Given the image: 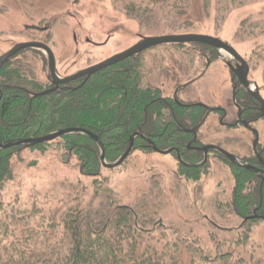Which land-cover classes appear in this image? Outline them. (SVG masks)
<instances>
[{
  "label": "rangeland",
  "instance_id": "obj_1",
  "mask_svg": "<svg viewBox=\"0 0 264 264\" xmlns=\"http://www.w3.org/2000/svg\"><path fill=\"white\" fill-rule=\"evenodd\" d=\"M180 34L218 38L251 58L252 78L264 98V0H0V55L13 42H46L62 78L127 50L140 36ZM198 48L166 45L145 51L141 62L145 84L172 96L178 85L199 71L193 72L191 52ZM21 61L26 75L45 80L40 53H24L16 58ZM203 89L193 85L179 96L205 101ZM258 128L264 137V123ZM215 138L205 136L203 141L212 144ZM25 158L33 166L15 170L14 181L3 192L6 203L18 198L27 209L37 202L48 210L46 202L56 206L69 193L79 195L83 190L85 200L92 197V178L80 174L75 160L66 162L59 149L27 151ZM101 174L118 193L121 205L147 211L146 221L156 229L141 239L158 251L166 243L173 246L168 257L178 264H211L209 260L224 254L228 264H264V222L251 226L233 212V174L219 161L210 159L193 180L181 175L172 154L134 150L121 166ZM150 181L157 185L150 186ZM169 230L181 236L172 237ZM36 242L37 249L46 244Z\"/></svg>",
  "mask_w": 264,
  "mask_h": 264
},
{
  "label": "trees",
  "instance_id": "obj_2",
  "mask_svg": "<svg viewBox=\"0 0 264 264\" xmlns=\"http://www.w3.org/2000/svg\"><path fill=\"white\" fill-rule=\"evenodd\" d=\"M188 46L209 48L199 44ZM141 69L135 62H122L88 79L69 83L60 91L34 98L21 88L34 93L45 89L16 68L7 81L16 87L7 90L0 99V144L80 128L99 138L107 163L115 162L125 152L129 137L139 127L142 135L159 150L172 147L171 142L183 144L170 108L179 114V119H184L185 111L169 98L161 100L159 91L145 84ZM51 147L59 149L66 162L75 160L81 175L92 178V197L85 200L83 190L79 195L69 193L68 199L57 202L56 206L46 202L48 210L37 202L27 209L19 204L18 198L9 203L3 201V192L14 181L15 170L23 165L33 166L25 153ZM133 147L135 151L153 153L138 138ZM179 168L181 175L193 180H198L203 171L181 165ZM103 170L96 144L78 134L31 148L0 150V264H178L168 257L173 246L166 243L158 251L156 246L141 239L156 229L146 221L147 211L121 205L118 193L102 177ZM235 177L233 212L245 218L250 216V210L253 217L255 210L258 218L245 223L255 226L264 222V179L261 181L251 174L249 186L244 174L237 173ZM153 185L157 183L150 181V186ZM148 227L151 230L147 231ZM169 234L181 236L175 230H169ZM162 235L165 237V233ZM37 239L46 244L37 249L34 245ZM226 258L228 255H219L208 263L228 264L223 262Z\"/></svg>",
  "mask_w": 264,
  "mask_h": 264
},
{
  "label": "flooded vegetation",
  "instance_id": "obj_3",
  "mask_svg": "<svg viewBox=\"0 0 264 264\" xmlns=\"http://www.w3.org/2000/svg\"><path fill=\"white\" fill-rule=\"evenodd\" d=\"M141 38V36L138 37V41H140ZM21 43L16 44V42H13V46L7 52L0 55V58L11 51L16 45ZM39 43H42L50 48V44H47L46 42ZM191 50V52L194 53V59H192V61L196 64V67H193V72H195L196 68H198L199 71H197L195 75L192 74V77L186 83L178 85L172 93V96H164L161 88L152 87L148 84V86L152 89H157L159 91L161 100L169 98L175 106L185 111L183 112L184 119H179V114L172 110L173 108H170L171 118L174 120L177 132L182 134L180 139L183 141V144L171 142L173 146L168 149H172L174 151L170 154H172L175 158L176 164L183 167L185 166L182 163L197 165L203 163L206 159L199 168L193 169H204L208 167L210 159H215L230 170L231 174H233L234 183L236 182L235 175L237 173L244 174L248 177L249 186H251V174H253L257 179L263 181L264 141L262 138L264 137L258 128V124L264 123V116L261 115L259 102L251 96V90H254V84L257 86L260 97L263 100L264 98L261 95L262 89L252 78L254 70H252L251 67V58H245L234 49L239 58L246 64L245 65L239 59L232 57L223 51H218L212 48H198ZM30 52L37 51L28 49L20 50L0 67V99L3 94L7 92V90L16 87L14 84L7 82L9 80V74H13L16 68L22 69L21 74L25 78L34 80L37 82L39 87L45 89L41 92L54 88L51 75H49L47 71L46 58L41 53L40 55L43 56L46 65V69L44 71V81H39L36 78H31V76L26 75L23 71L26 69V65H23L22 61L19 63L16 62L17 57ZM144 52L145 51L141 52L135 58L130 57L122 62H135L142 67L141 62ZM57 68V61L55 58V73L58 77L62 78ZM193 85H202L204 87L203 93H205V96L202 97L205 98V101L184 100L179 96L182 91L188 90V88H191ZM213 85H216L214 90L210 89ZM67 86L68 85H59L60 89L58 91L66 88ZM221 86L224 88L221 89ZM21 90L28 93L31 97L35 94L41 93H34L24 88H21ZM177 120H179V122H177ZM214 125L217 127L216 131L214 130ZM139 128L140 133L142 134L141 127ZM213 135L216 136L213 141L214 143L209 144L203 141V137ZM143 137L145 138V136ZM142 141H144L148 147L146 140ZM207 146L217 147L231 155L234 157L239 166L232 164L226 156L215 150H209L205 155L202 150ZM177 154L179 155L181 161H179ZM243 166H247L249 168L253 167L260 173H251V171L245 169ZM185 168L189 169V167ZM230 205L233 208V202L230 203ZM254 211L255 210L252 211L253 217L258 218V216H255ZM249 213L250 216L248 215L243 218L242 223L249 220L247 218H251V210Z\"/></svg>",
  "mask_w": 264,
  "mask_h": 264
},
{
  "label": "water",
  "instance_id": "obj_4",
  "mask_svg": "<svg viewBox=\"0 0 264 264\" xmlns=\"http://www.w3.org/2000/svg\"><path fill=\"white\" fill-rule=\"evenodd\" d=\"M189 44H199V45L207 46L209 48H212V49H215L218 51H223V52L228 53L232 57H235V58L239 59L240 61H242V59L239 58V56L237 55V53L234 51V49L231 46H229L228 44H226L225 42L221 41L218 38L208 36V35H200V34H180V35H166V36H157V37H142L140 39V41H138L136 44H134L132 47L128 48L127 50H125L119 54H116V55L106 59L105 61H103L101 63H98L94 66H91L87 69L78 71V72H76L70 76L63 77V78L58 77L55 73V58H54V55H53L51 49L48 46H46L42 43H39V42H27V43H21V44L16 45L11 51H9L8 53H6L5 55H3L0 58V67L4 63H6L11 57H13L20 50H25V49L27 50L28 49V50H33V51H37V52L41 53L46 58L47 71H48V74L51 75L52 84L54 85V88L46 90V91L41 92L39 94L33 95V97L36 98L39 96H45L49 93L58 91L60 89L59 85H68L69 83H72V82L77 81V80L82 79V78L88 79L92 75H94V74H96V73H98L104 69H107L109 67H112L116 64H119L127 58H130V57L135 58L138 54H140L141 52L146 51L148 49H151V48H154L157 46L189 45ZM243 64H245V63L243 62ZM253 89L254 90H251V96L254 97V99L256 101L259 102L261 115L264 116V100L260 97L256 84H254ZM75 134L87 137L96 144V146L98 147V150H99V160H100L101 166L106 170L115 169L124 163V161L133 152L134 141L137 138L142 139V140H146V142L148 143V148L152 152L157 153L159 155H164V156L169 155L171 152L174 151L172 149H168L165 151H161V150L157 149L155 147V145L149 139H145L143 137V135L140 133V128L137 132H135L134 134H132L129 137L127 149L113 163H107L106 162L105 150H104V147H103L101 141L99 140V138L96 135H94L93 133H91L87 130H84V129H80V128H70V129H64V130H57V131L50 132V133L43 135V136H40V137H30V138L23 139V140H10L7 143L0 144V150H5V149L12 148V147H17V146L25 147V148H31V147L37 146L39 144L49 143V142H52L58 138L70 136V135H75ZM209 150H215L217 152H220L221 154L226 156L232 164L239 166V164L236 162L234 157H232L231 155L227 154L226 152L222 151L221 149H219L217 147L207 146L202 151L206 155V153ZM177 156H178L179 161H181L178 154H177ZM204 161H203V163H204ZM203 163H200L197 165H188L185 163H182V164L185 167H189V168H199ZM243 167L245 169L251 171V173H255V174L260 173L258 170H256L253 167H251V168H249L247 166H243ZM255 218L256 217H251V218H247V219H255Z\"/></svg>",
  "mask_w": 264,
  "mask_h": 264
}]
</instances>
